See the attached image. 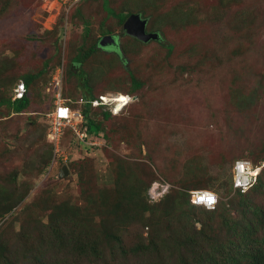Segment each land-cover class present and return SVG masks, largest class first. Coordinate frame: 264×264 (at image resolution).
Here are the masks:
<instances>
[{
	"label": "rangeland",
	"instance_id": "1",
	"mask_svg": "<svg viewBox=\"0 0 264 264\" xmlns=\"http://www.w3.org/2000/svg\"><path fill=\"white\" fill-rule=\"evenodd\" d=\"M5 1L0 0V9H4L0 15V68L3 74L12 76L39 69L47 58L51 62L46 72L49 78L53 73V63L63 64L65 69L68 61L64 46L66 39L60 36L55 41L52 32L60 24L66 0ZM96 3L101 4V0ZM127 3L128 9L148 6L152 18L148 20L147 28H160L174 49L169 55L167 48L156 41L137 44L126 37L121 28H116L120 41H132L131 68L144 84L132 95L134 101L122 116L104 122L110 135L107 146L98 147L102 140H97V144L91 142L97 147L89 148L88 143L78 142L71 136L70 127L65 128L64 146L57 148L60 147L61 153L71 155L73 159L87 157L84 164L91 168L87 184L79 183L78 176L70 170L69 174L59 176L62 167L59 162L45 163L44 156L50 147L42 115L49 105L45 97V103L38 99L41 102L38 107H42L39 108L41 115H38L41 126L34 130L19 129L24 120L9 126H4L0 120V189L11 190L4 196V202L16 203L5 216H0V264H7L2 256L14 258V255H22L21 247L36 248L37 234L42 228L41 223L47 220L46 213L51 205L68 203L78 209L76 218L81 220L74 219L77 228H84L89 223L88 219L93 218V223H97L99 209L93 204L98 198L97 191L99 187L113 184L120 170L125 173L120 181L125 185L128 183L127 187L135 181L147 192L149 188L159 187L155 196H147L148 201L154 198L150 202L153 204L176 190L186 188L191 195L196 186L191 189L171 178L183 181L187 177L185 168L196 164L188 163V160L196 157L199 163L193 167L204 169L209 179L206 188L219 195L216 209L196 207L197 216L207 220V217H215L213 211L221 201L227 202L236 194L233 190L228 191L232 175L229 152L240 158H250L252 163L264 162V0H110L118 10ZM98 4L90 6L87 15L93 33L103 13ZM175 6H180L171 21L176 22V26H169L167 12ZM76 21H81V18ZM82 26L78 22L74 28L67 29L70 41L77 37ZM118 67L106 71L105 77L123 80V89L128 91L133 85L132 77ZM82 75L85 77L83 72L80 77ZM85 79L82 81H86L88 86ZM102 83L96 88L103 89ZM73 86L71 80L68 84L64 82L72 99L78 93ZM82 88L86 89L83 84ZM211 118L218 119L220 123L212 122ZM211 129L214 133L209 131ZM9 133H19L18 139ZM147 134L150 139L165 135L163 139L173 146L171 150L177 145L181 151L186 149L185 141L192 142L198 149L193 154L189 151V159L184 158V161L174 164L169 160V166L165 167H176L165 173L161 169L162 148L160 151L152 150L140 140ZM14 175L17 182L11 185L9 181ZM124 194L129 195L128 190ZM253 196L264 210V192H254ZM196 226H201L200 221ZM148 232V227H142L140 221L129 224L122 234L123 244L129 248L137 242L140 234L146 236ZM209 237L217 242H228L221 235L210 234ZM172 246L174 244L162 247L160 254L151 257L162 262L177 259L180 254H170ZM185 248L198 250L188 245H183L180 250L183 252ZM77 252L74 249L69 254L73 264L91 263V258ZM194 254L189 256L192 258Z\"/></svg>",
	"mask_w": 264,
	"mask_h": 264
},
{
	"label": "trees",
	"instance_id": "2",
	"mask_svg": "<svg viewBox=\"0 0 264 264\" xmlns=\"http://www.w3.org/2000/svg\"><path fill=\"white\" fill-rule=\"evenodd\" d=\"M97 1L67 0L64 3L60 24L54 29L55 32H52L55 41H58L61 36L67 42V44L63 42L66 46L65 54L68 57L63 72V96L69 105L75 110H80L83 116L80 128L85 133L84 138H80L72 128L70 134L78 142L88 143L89 148L92 146L97 147L91 144L95 140H102L101 145L98 147L108 145L110 135L105 130L104 122L122 116L125 109L134 101L132 99L119 112H114L111 105L102 102L94 105L93 100L106 93L110 95L119 93L133 95L144 84L142 80L137 78L135 71L131 68L130 56L133 54L132 41H136L137 44L146 42L126 33L123 28L124 22L132 13H139L141 17L147 18V20L152 18V12L148 6L128 9L127 6L129 5L127 3L118 10L110 4V0H101V4L96 3ZM226 1L232 2V0ZM4 2L6 1L3 0ZM94 4H98L97 7L101 5V12L103 13H101L98 27L93 33L87 15L90 12V6ZM179 9L180 6H175L167 12L170 17L173 15L171 19L168 18L169 22L167 24L169 26H176V22L171 21ZM3 12L4 9L1 8L0 15ZM79 18H81V21H76ZM78 22L83 25L82 29L77 37L70 41L67 29L74 28ZM147 26V31L158 33L157 39H151L147 42L156 41L165 46L167 53L170 55L174 46L165 40L162 30L158 27L147 28ZM117 27L121 28V32L132 41H120L118 37L116 43L106 46L112 49H103L101 47L103 45L100 44L101 38L107 34L117 36L119 34L116 31ZM44 61L45 65L39 69L27 70L12 76H6L0 68L1 123L4 126H9L13 122L24 120V124L19 129L32 128L34 130V128L41 126L38 119V115H41L42 111L41 105L38 107L41 103L39 100L45 103V99H47L49 105L43 111L44 114L42 113L47 125L45 136L50 145L44 156L45 163L51 165L56 161L59 162L60 166L66 164L68 169L78 176L79 183L87 184L91 172V168L84 164L87 157L80 160V158L73 159L71 155H67L65 159L63 154L55 152L54 142H51L47 137L48 113L54 108V96L47 91V84L51 79L46 73L49 66H51L50 58ZM52 65L54 71L60 64L53 63ZM118 65L132 77L133 85L128 91L123 89V80L105 77L106 71L111 68L115 69V66ZM81 72L85 74V77L83 75L80 77ZM85 78L88 80V86L85 84L86 81H82L86 80ZM70 80L74 84V89L78 90L74 99L69 97L64 87V82L68 84ZM20 81L25 83L26 90L21 97H15L14 87ZM100 82H104L102 83L104 84L103 89L96 88V85ZM82 84L86 89L82 88ZM211 120L216 124L220 123L216 118H211ZM209 131L214 133L212 129ZM18 134L9 133L16 139H18ZM164 137L165 135L150 139L147 134L140 140L152 150L160 151V148H162L160 154L163 157L161 159L163 160V166H161V169L166 173L171 171L172 167H165L169 166V160L174 164L184 161V158H188L189 151L193 154L195 149L198 148L192 142L185 141L186 149L181 151L179 145H177L174 150H171L173 146L170 145L167 139H163ZM202 138L206 139L205 137ZM63 146L62 138L61 148ZM140 148L142 149V145ZM229 153H231L232 165H234L240 157L232 151ZM190 160H188V163L195 162L196 164H192L190 168L188 166L187 169L185 168L187 177L183 181L173 178L171 180L183 186H189L191 189L193 186L197 187L195 189L206 188V183L209 182L208 174L206 175L201 167H193L199 163L196 157ZM174 167L176 165L172 168ZM263 169L264 167L260 169L257 182L246 192L234 191L230 181L228 191L233 190L236 194L229 197L227 202L221 201L217 210L213 211V214H216L215 217H207V220L197 216L196 207L202 206L192 203L191 195L186 191V188L168 193L163 198L154 200L155 202L151 204L147 199L149 193L145 187H140L138 181L130 183L129 187H127L128 183L126 185L122 184L120 177L125 173L120 170L117 172L113 184L99 187L97 191L98 198L97 196L93 197L97 198V201L93 204L100 210L97 211L100 216V219L96 220L97 223H93L94 219L92 218L88 219L89 223L84 227L85 229L81 226L77 228L76 225L78 226V224L74 223V219L81 220L79 217L76 218L78 209L68 203L51 205L46 213L47 220L41 223L42 228L39 229V234H37L36 248L29 246L25 249L21 247L19 251L23 253L22 255L17 254L16 257L14 255V258L2 256V258L5 259L4 261L7 264H73L69 254L76 249L79 251L78 254H84L91 258L89 264H264V210L255 202L256 198H253L254 192L255 194L256 192H264ZM11 179L12 181H9L11 185L17 182L16 175ZM126 190H128L129 195L124 194ZM9 191L11 190L0 189V216H5L16 204L15 201L14 203L3 201L4 196ZM126 198H129V201ZM218 215L219 220H217ZM116 220L119 225L116 224ZM137 221H140L142 227H148V235L140 234L137 242L126 248L123 244L122 234L127 225ZM197 221H200V227L196 226ZM210 234L221 235L228 242H217L215 239H210ZM169 244H174L172 246L173 250H170L171 256L180 254L177 259L171 262H162L151 257L153 254H160L163 251L162 247ZM183 245L192 246L198 250L185 248V251L182 252L180 247ZM192 253L195 254L191 258L189 254Z\"/></svg>",
	"mask_w": 264,
	"mask_h": 264
},
{
	"label": "built area",
	"instance_id": "3",
	"mask_svg": "<svg viewBox=\"0 0 264 264\" xmlns=\"http://www.w3.org/2000/svg\"><path fill=\"white\" fill-rule=\"evenodd\" d=\"M62 83H63V70L62 68H58L49 82L47 86V91L52 93L54 96V108L51 112L48 113V134L47 137L51 142H54L55 145V152L59 154L61 153L62 150H60V147L57 148V146H61L63 134H65V128L70 127L73 129V131L80 137L84 138V131L80 128V123L83 120V116L80 111L78 110H73L68 104L66 98L63 96L62 93ZM25 91V86L21 82L17 87H15V97H21ZM121 97L123 96H111V97H106L102 96L103 101H106L108 99L111 100H118L121 102L120 107L124 106V103L127 101V99L122 100ZM128 98V97H126ZM98 100H93V104L96 105L98 104ZM114 112H117V108L114 109ZM93 144H97V140L92 142ZM64 158H67V155L63 154ZM242 163L245 165L244 171L239 172V169L237 168V164ZM239 172V178L242 182L241 187L245 189L248 186H250L255 180L258 172V168L252 165V163L248 160L242 159V160H237L236 164L234 166V174L235 178L237 176V173ZM247 177V179H245ZM152 195L154 196V191L152 190ZM206 193H212L211 191L208 190H193L192 191V200L194 201L195 199H199L200 196L205 195ZM214 194V193H213ZM216 196V195H215ZM217 202V198L215 200V203L211 205L209 208H214ZM205 204V203H203Z\"/></svg>",
	"mask_w": 264,
	"mask_h": 264
},
{
	"label": "clouds",
	"instance_id": "4",
	"mask_svg": "<svg viewBox=\"0 0 264 264\" xmlns=\"http://www.w3.org/2000/svg\"><path fill=\"white\" fill-rule=\"evenodd\" d=\"M67 1V0H66ZM65 1V2H66ZM108 35V34H107ZM105 36V35H104ZM115 38H116V42H117V38L118 37H116V36H114ZM110 45L111 43H107V44H105V45H103V46H107V45ZM114 44V43H113ZM58 68H62V70H63V72H64V67H63V64H61V65H58L57 67H56V69L53 71V73H52V75H51V79L53 78V76H54V74H55V72H56V70L58 69ZM63 75H64V73H63ZM51 79H50V81H51ZM49 81V82H50ZM23 83L24 84V86H25V83L23 82V81H20V82H18L17 83V85L15 86V87H17L18 85H19V83ZM49 82H48V84H49ZM48 84H47V86H48ZM15 87H14V94H15ZM25 90H26V87H25ZM62 90H63V83H62ZM25 92V91H24ZM24 94V93H23ZM102 96H106V97H111V96H117V97H119V96H123V97H121V99L122 100H124V99H127V101L124 103V106L128 103V102H130L131 100H132V95H130V94H124V93H119V94H112V95H110V94H108V93H106V94H101ZM101 95H99V98H96V99H94V100H98L99 101V103H106V104H109V105H111L112 107H113V111H114V109L115 108H117V112H119L123 107H120V105H121V102L120 101H118V100H111V99H108V100H106V101H103L104 99L103 98H101ZM126 97H128V98H126ZM67 102V101H66ZM98 103V104H99ZM67 104L69 105V103L67 102ZM98 104H96V105H98ZM70 106V105H69ZM71 107V106H70ZM72 108V107H71ZM73 109V108H72ZM73 110H75V109H73ZM78 111H80V110H78ZM81 112V111H80ZM82 114V113H81ZM62 143V142H61ZM242 159H245V160H248V161H250L251 162V160H250V158H238L237 160H242ZM236 160V161H237ZM236 161H235V163H234V165H232V170H231V173H232V175H231V182H232V186H233V188H234V191H240V192H246V191H248L256 182H257V179H258V175H259V172H260V169L264 166V162H262V163H260V164H256V163H252V165L253 166H255L256 168H258V172H257V176H256V180L250 185V186H248L247 188L245 187V189H243L242 187H241V185H242V182H241V180H240V178H239V172H243L244 171V168H245V165L244 164H242V163H238L237 164V168L239 169V172L237 173V176H236V178H235V174H234V166H235V164H236ZM245 179H247V177H245ZM198 189H202V190H208V191H211L212 193H206L205 195H203V196H200L199 197V199H195L194 201L192 200V191L193 190H198ZM198 189H193V190H191V201H192V203L193 204H195V205H197V206H202V207H205L206 209H209V210H213V209H215L216 207H217V205H218V202H219V195H218V193L216 192V191H214V190H212V189H209V188H198ZM158 190H159V187H157L156 189H154L153 191H154V194L156 195V193L158 192ZM165 191H166V189H165ZM152 189L151 188H149V190H148V193H149V196L150 197H152L153 195H152ZM214 193V194H213ZM154 195V196H155ZM216 195V196H215ZM216 198H217V202H216V205H215V207L214 208H209V207H211V205L212 204H214L215 203V200H216ZM152 199H154V198H151L150 199V201L149 202H152ZM203 203H205V204H203Z\"/></svg>",
	"mask_w": 264,
	"mask_h": 264
},
{
	"label": "water",
	"instance_id": "5",
	"mask_svg": "<svg viewBox=\"0 0 264 264\" xmlns=\"http://www.w3.org/2000/svg\"><path fill=\"white\" fill-rule=\"evenodd\" d=\"M147 21V18L141 17L139 13H132L125 20L123 28L129 35H132L144 42H147L151 39H157V32H149L146 30ZM107 43H116V38L111 34L103 36L100 40V44L105 45ZM67 174H69L68 166L63 164L60 168L59 176Z\"/></svg>",
	"mask_w": 264,
	"mask_h": 264
},
{
	"label": "flooded vegetation",
	"instance_id": "6",
	"mask_svg": "<svg viewBox=\"0 0 264 264\" xmlns=\"http://www.w3.org/2000/svg\"><path fill=\"white\" fill-rule=\"evenodd\" d=\"M116 37H118V35H117ZM110 46H111V45H110Z\"/></svg>",
	"mask_w": 264,
	"mask_h": 264
}]
</instances>
